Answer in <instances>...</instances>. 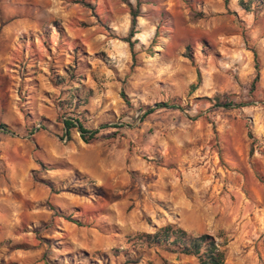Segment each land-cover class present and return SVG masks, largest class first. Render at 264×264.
Masks as SVG:
<instances>
[{"label":"rangeland","instance_id":"374dc122","mask_svg":"<svg viewBox=\"0 0 264 264\" xmlns=\"http://www.w3.org/2000/svg\"><path fill=\"white\" fill-rule=\"evenodd\" d=\"M0 124V264H264V0H0Z\"/></svg>","mask_w":264,"mask_h":264},{"label":"trees","instance_id":"16d2710c","mask_svg":"<svg viewBox=\"0 0 264 264\" xmlns=\"http://www.w3.org/2000/svg\"><path fill=\"white\" fill-rule=\"evenodd\" d=\"M132 15V32L130 37L127 38L126 42L129 43L131 51L133 53V57L135 58V44L132 39L135 36V30L137 27V19L139 17V13L136 10L131 11ZM255 54V61L257 64V74L253 81L252 87L253 89L256 87L259 78V63H258V56L256 52ZM127 103L129 104L125 95H123ZM217 101L216 105L220 107H224L227 109L230 108H243L252 106L251 103L245 102H234L231 98L225 97L223 100L220 96L215 97ZM161 108H169L173 110H179L183 113H189L188 110L182 107L179 104H169V103H160L154 107H147L144 111L143 115L141 116V120L146 119L151 114L157 112ZM64 131L65 137L69 138L71 135L72 130L77 129L80 133L81 139L86 144H90L92 141L97 139V136L101 129L95 130H88L84 127V125L80 122L78 116L76 114H68L66 119L64 120ZM109 127V126H106ZM0 131L5 134H14L15 132L6 124H0ZM148 238L153 240L155 244H166L171 243L172 245L178 248V252L184 255H193L197 256L201 262V264H224V254L220 251L218 245L215 241H212L209 236H201V237H191L185 231L174 228L172 226H167L160 229L154 235H148Z\"/></svg>","mask_w":264,"mask_h":264}]
</instances>
